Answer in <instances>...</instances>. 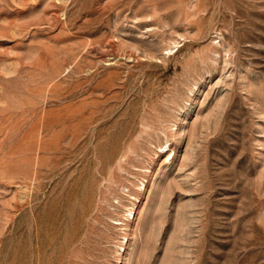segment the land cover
Segmentation results:
<instances>
[{
    "label": "rangeland",
    "instance_id": "rangeland-1",
    "mask_svg": "<svg viewBox=\"0 0 264 264\" xmlns=\"http://www.w3.org/2000/svg\"><path fill=\"white\" fill-rule=\"evenodd\" d=\"M0 264H264V0H0Z\"/></svg>",
    "mask_w": 264,
    "mask_h": 264
},
{
    "label": "bare ground",
    "instance_id": "bare-ground-1",
    "mask_svg": "<svg viewBox=\"0 0 264 264\" xmlns=\"http://www.w3.org/2000/svg\"><path fill=\"white\" fill-rule=\"evenodd\" d=\"M113 150V149H112ZM115 151V150H114ZM141 191V190H140ZM135 213V216H136V214H137V212H135L134 210H131V214L133 215ZM134 216V217H135ZM134 219V218H133Z\"/></svg>",
    "mask_w": 264,
    "mask_h": 264
}]
</instances>
